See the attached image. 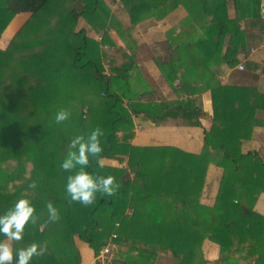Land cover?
Segmentation results:
<instances>
[{
	"label": "trees",
	"instance_id": "trees-1",
	"mask_svg": "<svg viewBox=\"0 0 264 264\" xmlns=\"http://www.w3.org/2000/svg\"><path fill=\"white\" fill-rule=\"evenodd\" d=\"M120 3L127 25L105 0H0V36L8 27L18 29L0 48V214L21 197L35 209L22 239L11 242L14 253L35 242L46 251L30 264H78L75 236L98 256L115 233L111 241L119 252L104 264H160L159 258L168 256L171 264H264V214L255 209L264 194V162L256 151L241 148L252 135L260 91L220 79L223 69L247 55L241 22L250 19L264 32L261 0H232L233 17L228 0ZM179 4L187 16L166 31L171 58L157 67L177 94L208 91L212 123L203 132L199 154L129 142L133 116L155 124L167 117L199 124L203 110L194 99L155 100L135 63L132 28L165 17ZM79 20L88 29L78 28ZM105 26L115 36L102 37L113 46L110 57L86 50L87 31ZM103 58L110 63L108 71ZM242 66L233 72L246 76L261 68L248 60ZM59 109L69 116L57 124ZM96 127L104 133L102 152L90 158L86 170L113 176L117 188L84 206L66 196L69 173L59 165L68 142ZM100 158L125 159L126 169L104 167ZM209 163L221 169L211 206L200 202ZM32 182L35 189L29 188ZM48 203L59 214L54 222L48 219ZM206 239L218 246L214 260L202 255Z\"/></svg>",
	"mask_w": 264,
	"mask_h": 264
},
{
	"label": "crops",
	"instance_id": "crops-1",
	"mask_svg": "<svg viewBox=\"0 0 264 264\" xmlns=\"http://www.w3.org/2000/svg\"><path fill=\"white\" fill-rule=\"evenodd\" d=\"M264 5V0H261ZM114 12V11H113ZM115 13V12H114ZM26 18L29 17L28 13L23 14ZM118 16V13H116ZM187 16L186 8L183 5H178L172 11H170L165 17L155 20L148 18L140 23L136 24L132 28V33L137 41V52L135 59L139 60L138 70L145 80L149 88L153 91L155 100L158 101H171L181 100L184 97L194 99L195 104H198L202 108L203 112L198 116V125H190L185 123L181 118L167 117L163 122L155 124L154 122L142 120V115L133 116L134 128L133 136L129 142L133 145L140 146H172L179 148L183 151L199 154L203 147V132L210 129L212 119L209 108V95L208 91L200 92L198 94H177L173 91V88L164 80L160 70L157 67V62H167L171 58V54L167 53L166 49H163L160 45L164 46L166 40V31L176 26L182 19ZM230 16L232 12L230 10ZM121 21L126 23L127 18L120 15ZM17 30L6 28L0 36V48L4 49L12 39ZM91 41L88 42L87 51L96 53L99 45L96 43L95 38L88 35ZM116 43L117 41L114 40ZM165 48H167L165 46ZM244 56H239V60ZM245 60L252 61L258 65H261L260 69L249 72V75L235 74L231 69H223V73L220 76L222 84H239V85H253L257 87L260 93L257 94L255 105L256 112L254 116V126L252 135L248 140H242V151H256L261 158L264 159V74L261 73V69L264 66V47H248ZM242 63V62H240ZM238 71V70H234ZM254 74V75H253ZM177 83V82H175ZM174 83V84H175ZM99 163L104 167H111L114 169H126V160L122 161L111 158H100ZM107 165V166H106ZM208 173L210 178L208 180ZM221 169L209 163L206 168V174L204 178V184L200 193V202L211 206L214 203ZM131 176V175H130ZM207 178V182H206ZM214 181L213 193H206L205 189L211 186V182ZM263 196L264 194L260 195ZM260 196H258L255 209L262 214L261 206L259 204ZM74 245L79 253L78 264H94L95 261L101 258L94 256L93 251L88 245L79 239L77 236L73 239ZM101 261V260H100Z\"/></svg>",
	"mask_w": 264,
	"mask_h": 264
},
{
	"label": "clouds",
	"instance_id": "clouds-1",
	"mask_svg": "<svg viewBox=\"0 0 264 264\" xmlns=\"http://www.w3.org/2000/svg\"><path fill=\"white\" fill-rule=\"evenodd\" d=\"M69 113L59 109L54 116V121L59 124L68 119ZM104 133L99 127L93 128L86 135H76L68 142L64 158L60 162V168L69 175L66 177L64 191L72 202H79L87 206L93 204L97 194L112 196L117 188L115 179L111 175H94L86 169L90 158L97 157L102 152V137ZM32 182L29 188L35 189ZM48 219H59L58 211L51 203L46 205ZM34 206L27 198L21 197L15 201L10 209L0 214V264H30L33 257L41 256L45 251L43 244L31 243L23 248L13 251L12 241L22 239L25 225L30 223L34 216Z\"/></svg>",
	"mask_w": 264,
	"mask_h": 264
},
{
	"label": "rangeland",
	"instance_id": "rangeland-1",
	"mask_svg": "<svg viewBox=\"0 0 264 264\" xmlns=\"http://www.w3.org/2000/svg\"><path fill=\"white\" fill-rule=\"evenodd\" d=\"M105 1L110 6L112 11H114L115 13H118V14L122 13V16H125L127 18V14L125 13V11L123 9V7H122V5L120 3V0H105ZM62 6H64L63 3H62ZM228 7L231 10V12H233L232 0H228ZM261 14L264 16V5L262 4V1H261ZM233 16L234 15L232 13V16H230V17H233ZM124 24H126V23H124ZM80 26L81 27H86L88 29V27L86 26V24L82 20H79L78 23H77V27L79 28ZM241 27H243V29L245 30V33H246L247 48L248 47H259L260 45L262 46V44H263V47H264V32L260 31L259 28L253 27L251 25L250 19L243 20L241 22ZM87 33L91 37L95 38L96 43L99 45L98 51L96 50V54H98L100 56L103 55L105 57H110L111 55H113V52H114L113 46L107 45V44L102 42V37H104V35H110V37H113V39H115L113 29L105 26L104 28H102V29H100L98 31L88 30ZM100 37H101V39H100ZM113 43H114V40H113ZM160 46L162 48V51H163V49H166L167 53L170 54V52H169L170 50L168 51V49L165 48V43H164V46L163 45H160ZM106 54H108V55L106 56ZM244 57H246V56H244ZM244 57L241 58L242 61H240V62H242V63H240V64H243V61L245 60ZM102 60H104V58ZM109 60H110V58H109ZM107 61H108V59H106V61L105 60L103 61L104 68H105L106 71L110 70V68H109L110 67V63L107 62ZM237 66H238V64L234 68H232L231 70H235L236 69L238 71H241V70L244 69V68L240 69ZM84 111H86V109ZM262 160L264 162L263 158H262ZM207 176H208V180H209L210 173H208ZM206 182H207V178H206ZM213 183H214V181L211 182V186H208L205 189L206 193L210 194V196H208V197H210V199H211V193L214 192L213 191V187H214ZM262 197L263 196H260V201H259V204L262 205L261 206V211L264 210V198H262ZM117 251H114V253H117ZM202 255L207 260L216 259L217 255H218V246H217V244H215L212 241L207 240V239L204 240L203 243H202ZM101 261L103 262V260H101ZM173 261L174 260L171 257H169V256L168 257H160L159 258V263L160 264H171ZM104 262H103V264H104Z\"/></svg>",
	"mask_w": 264,
	"mask_h": 264
},
{
	"label": "built area",
	"instance_id": "built-area-1",
	"mask_svg": "<svg viewBox=\"0 0 264 264\" xmlns=\"http://www.w3.org/2000/svg\"><path fill=\"white\" fill-rule=\"evenodd\" d=\"M100 39H101V37H100ZM237 67L240 68V69L243 68L242 64H238ZM115 237H116V235H115V233H113V234L111 235L110 239L108 240V242L100 248L99 255H98L99 257H98V256H97V257H98V258H101L100 260H103V262L107 259V257H108V259H109L110 257H112L114 251H116L117 248H118L117 245L114 244V243L111 241V239H113V238H115ZM103 262L101 261V263H103Z\"/></svg>",
	"mask_w": 264,
	"mask_h": 264
},
{
	"label": "water",
	"instance_id": "water-1",
	"mask_svg": "<svg viewBox=\"0 0 264 264\" xmlns=\"http://www.w3.org/2000/svg\"><path fill=\"white\" fill-rule=\"evenodd\" d=\"M135 63L136 64H139V60L137 58L135 59Z\"/></svg>",
	"mask_w": 264,
	"mask_h": 264
}]
</instances>
